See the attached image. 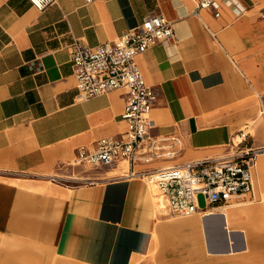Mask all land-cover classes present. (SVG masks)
I'll use <instances>...</instances> for the list:
<instances>
[{"label":"crops","instance_id":"0c3cea01","mask_svg":"<svg viewBox=\"0 0 264 264\" xmlns=\"http://www.w3.org/2000/svg\"><path fill=\"white\" fill-rule=\"evenodd\" d=\"M240 2L243 16L225 8L215 19L193 15L197 0H55L44 12L0 0V264H144L161 243L163 264L264 255L260 155L258 206L238 201L188 218L157 220L150 188L121 166L69 184L83 178L70 168L78 148L128 128L123 91L79 97L70 46L111 43L150 15L175 32L137 59L157 95L152 134L181 139L177 159L156 166L222 156L262 119L264 0ZM250 220L257 231L246 239Z\"/></svg>","mask_w":264,"mask_h":264},{"label":"built area","instance_id":"2783aa9c","mask_svg":"<svg viewBox=\"0 0 264 264\" xmlns=\"http://www.w3.org/2000/svg\"><path fill=\"white\" fill-rule=\"evenodd\" d=\"M28 1L39 12L55 3V0ZM85 1L90 4L96 0ZM225 8L237 18L247 11L240 0H197L193 15L205 11L220 19ZM261 16L264 18V8ZM174 38L171 21L150 15L141 25L128 29L111 43L90 47L79 40L70 46L79 97L87 100L123 91L126 98L121 117L128 125L125 132L102 138L94 147L78 148L70 166L110 169L126 164L123 177L144 181L154 191L153 199L165 211V216L188 218L205 211L199 207L200 196L206 201V210L222 209L248 196L253 198L259 150L245 147L248 138L253 136L249 130H242L223 156L155 165L162 161L174 162L180 152L181 139L152 134L151 115L157 95L147 84L137 59L151 47L169 43ZM260 117L264 121V102ZM139 166L143 168L137 169Z\"/></svg>","mask_w":264,"mask_h":264},{"label":"rangeland","instance_id":"374dc122","mask_svg":"<svg viewBox=\"0 0 264 264\" xmlns=\"http://www.w3.org/2000/svg\"><path fill=\"white\" fill-rule=\"evenodd\" d=\"M260 19H263V18L260 17ZM248 124H249L250 128L245 129V125H244L242 127V129L244 131L249 130V132L251 133V135L253 137L248 138V141L245 143V147L246 148H252L255 150L256 149L259 150L257 152V155H256V162H257L259 159V153L264 150V125L262 123V119L258 120L256 123H253V121H249ZM260 127H261V129H263V136L261 135L262 133L259 132ZM260 156H261L260 158H262V157L264 158V154L263 155L261 154ZM120 166L122 169H125V170L127 169L126 164H122ZM70 168H73L76 171V175L79 174L81 177H83L81 179L76 178L78 180H75L74 182H70L69 183L70 185L81 184L82 182H84L88 178H90V177L96 175L98 172H101L102 170H104V169H95V168H91L88 166L70 167ZM254 184H255V190H254L255 195H254V197L251 198L250 196H248L245 200H240V202L246 203L251 207L252 206L253 207L258 206V204L260 203V197H261L260 191L258 189V182L256 179V175H255V179H254ZM154 194H155L154 191H151L152 198H153ZM198 203H199V207L201 209L204 210L207 208V204H206L204 197L200 196L198 198ZM154 206H155V203H154ZM155 212H157L156 213L157 220L159 217H160V219H159L160 221H166V220L173 218L170 216H165L166 215L165 211L162 210V207H160L159 205L157 207L155 206ZM263 223H264V221H263ZM164 249L166 250V248H164V245H162V243L158 247H154L152 249V251L150 252V258L145 259L144 264H163L162 263L163 258L160 259V257L163 255ZM190 251H192V250H190ZM181 253L182 252H179L178 255H181ZM247 255H248V253H241V254L236 253V254L226 256L223 259L213 258L214 259V260H212L213 262H210L207 264H264V255H262V257L255 256L252 259L247 258L246 257ZM180 261L181 262L178 264H201L198 262L195 263V258H193L192 256H188L187 254H186V257L181 259Z\"/></svg>","mask_w":264,"mask_h":264},{"label":"bare ground","instance_id":"6f19581e","mask_svg":"<svg viewBox=\"0 0 264 264\" xmlns=\"http://www.w3.org/2000/svg\"><path fill=\"white\" fill-rule=\"evenodd\" d=\"M237 140H240V139L237 138ZM261 154H264V150L261 151V152L259 153V155H261ZM153 198H154V197H153ZM153 202L155 203V206L157 207L158 204L156 203V200L153 199ZM231 216H232V215H227L228 222L231 221ZM209 220H210V219H209ZM218 220H219V219H218ZM221 222H222V221H221ZM252 222H253V220H252ZM209 223H210V222H209ZM248 223L251 224V220H250V222H248ZM250 226H251V229H252V227H253L254 230H253L252 232H251V230H249V231L246 232V239L249 238V234H251V238L254 237L252 234H256V231H257V230L255 229V228H256L255 223H252ZM213 227H214V226H213ZM215 230H216V229H215ZM260 231H261V230H260ZM219 236H220V235H219ZM222 244H223V243H222Z\"/></svg>","mask_w":264,"mask_h":264},{"label":"water","instance_id":"95a60500","mask_svg":"<svg viewBox=\"0 0 264 264\" xmlns=\"http://www.w3.org/2000/svg\"><path fill=\"white\" fill-rule=\"evenodd\" d=\"M231 250H232V247L230 246V244H228L227 250L225 251L230 252Z\"/></svg>","mask_w":264,"mask_h":264}]
</instances>
